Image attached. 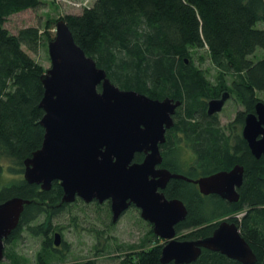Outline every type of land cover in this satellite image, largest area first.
Instances as JSON below:
<instances>
[{"label":"trees","instance_id":"obj_1","mask_svg":"<svg viewBox=\"0 0 264 264\" xmlns=\"http://www.w3.org/2000/svg\"><path fill=\"white\" fill-rule=\"evenodd\" d=\"M44 3L0 0V162L9 163L5 170L0 163V204L14 198L30 202L19 227L5 241V247H9L0 264L30 263L12 248L24 235L41 240L36 264H63L70 248L67 242L61 248L55 246V235L60 233L53 223L74 204L83 202L78 199L74 204H62L64 191L58 182L45 192L24 180L25 160L44 142L41 121L45 113L40 105L45 94L42 78L47 70L23 47L37 52L44 38L50 43L54 37L49 33L51 22L45 25L44 33L39 28H26L18 35L11 34L5 24L13 15L36 11ZM62 20L75 43L120 90L152 100L181 102L174 127L167 131L161 147V168L190 180L229 172L236 166L244 168L237 203L204 196L198 186L184 180L169 182L163 194L169 201L183 202L188 212L185 221L176 226L178 239L205 240L221 220H227L238 226L257 257L256 264H264V156L256 159L252 155L236 126L223 128L218 115H208V104L228 93L243 109L234 122L242 127L246 116L255 114L257 104L262 102L264 0H94L80 15H67ZM258 51L263 56L251 60ZM202 52H206L215 74L202 68ZM183 152H188L189 158ZM143 159V155H137L135 161ZM5 172L12 177L7 182L2 181ZM94 205L101 208L97 202ZM106 206L111 210L110 203ZM151 241L156 245L112 261L161 264L165 241L154 234L152 227L143 246ZM192 264L240 263L203 250Z\"/></svg>","mask_w":264,"mask_h":264},{"label":"water","instance_id":"obj_2","mask_svg":"<svg viewBox=\"0 0 264 264\" xmlns=\"http://www.w3.org/2000/svg\"><path fill=\"white\" fill-rule=\"evenodd\" d=\"M51 68L42 81L40 105L45 115L42 148L25 160L24 180L48 192L55 182L64 191L62 204L111 202L113 223L135 206L166 242L161 264L195 263L203 250L218 252L240 264H256L257 257L241 237L238 226L221 221L213 235L196 242L179 241L176 226L185 221L187 209L180 200L169 201L163 191L171 180L198 186L204 196H218L229 203L240 200L244 168L190 180L161 168V147L181 102L152 100L122 91L107 78L94 60L75 43L64 20L57 23L54 40L48 44ZM230 95L208 104V115L221 113ZM243 138L256 159L264 156V103L246 116ZM144 155L142 163H135ZM30 202L14 198L0 204V263L5 241L19 227ZM61 235H55V246Z\"/></svg>","mask_w":264,"mask_h":264},{"label":"rangeland","instance_id":"obj_3","mask_svg":"<svg viewBox=\"0 0 264 264\" xmlns=\"http://www.w3.org/2000/svg\"><path fill=\"white\" fill-rule=\"evenodd\" d=\"M42 8L36 11H25L13 15L7 20L5 28L13 35L26 28H39L42 33L46 31L45 25L52 23L49 33L55 38L57 23L67 15H80L83 10L93 5L94 0H44ZM48 40L43 39L37 52H33L26 47L24 50L41 66L48 70L51 68V59L47 49ZM205 61L201 64L205 70H210L215 74L206 52H202ZM263 52L258 51L251 56V60L262 57ZM259 97L264 103V93ZM243 109L235 103L232 98L227 100L223 111L218 115L220 124L223 128H234L243 137L244 126L234 125L236 115ZM184 157L189 158L188 152H183ZM5 170L9 163L0 162ZM12 177L6 172L2 181L7 182ZM2 185V183H1ZM106 203L98 208L94 204L78 202L66 210L59 220H55L53 226L58 227L57 232L61 234V245L67 242L70 251L65 253L63 264H114L113 258L125 259L128 254L139 252L143 248L156 245L155 242L147 243L143 246L146 237L149 236L151 227L144 221L137 210L128 211L117 223L112 222V213ZM75 220V221H73ZM223 221V220H221ZM55 239V238H54ZM181 241V240H179ZM166 243V242H165ZM41 240L24 235L20 244L12 247L22 258H26L29 264H36V254L40 251ZM61 245L59 248H61ZM121 246L124 249L118 250ZM165 246V245H164ZM6 247H9L6 245ZM5 247V250H6ZM58 248V247H57ZM100 251V252H99Z\"/></svg>","mask_w":264,"mask_h":264},{"label":"flooded vegetation","instance_id":"obj_4","mask_svg":"<svg viewBox=\"0 0 264 264\" xmlns=\"http://www.w3.org/2000/svg\"><path fill=\"white\" fill-rule=\"evenodd\" d=\"M143 156H144V155H143ZM144 157H145V156H144ZM143 160H144V159H143ZM134 162H135V163H142L143 161H142V162H136V161H134ZM106 203H110V205H111V202H110V201H107ZM93 204H96V202H94ZM104 204H105V203H104ZM101 205H103V204H101ZM134 209L138 211V213L140 214V217H141V211H140L139 209H137L135 206L130 207V209H129L128 211H130V210H134ZM128 211H127V212H128ZM111 212H112V211H111ZM127 212H126V213H127ZM126 213H125V214H126ZM125 214H124V215H125ZM124 215H123V216H124ZM123 216H122V217H123ZM122 217H121V218H122ZM121 218H120V219H121ZM141 218H142V217H141ZM120 219H119V220H120ZM112 222H113V220H112ZM114 224H115V223H114ZM150 225H151V224H150ZM151 227H152V225H151ZM152 228H153V227H152ZM161 240H162V239H161ZM61 241H62V239H61ZM163 241H164V240H163ZM165 245H166V243H165Z\"/></svg>","mask_w":264,"mask_h":264}]
</instances>
